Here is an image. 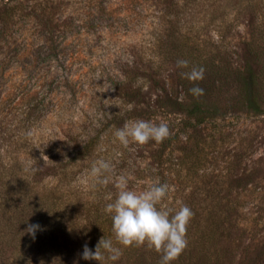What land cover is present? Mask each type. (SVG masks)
Returning <instances> with one entry per match:
<instances>
[{"label": "rangeland", "instance_id": "obj_1", "mask_svg": "<svg viewBox=\"0 0 264 264\" xmlns=\"http://www.w3.org/2000/svg\"><path fill=\"white\" fill-rule=\"evenodd\" d=\"M166 1L0 0L1 198L10 195L2 185L23 188L38 181L37 192L55 188L58 202L101 199L106 205L105 196L117 190L90 177L99 159L110 160L116 174L127 175L129 187L140 191L144 181L138 170L151 163L153 141L124 148L114 132L136 119L167 122L172 135L181 129L182 116L168 115L153 102L147 108L133 94L142 88L155 99V90L142 78L151 72L148 62L176 90L174 65L161 61L158 41L171 37L176 23L173 35L187 32L184 17L166 15ZM240 22L233 45L248 39ZM204 23L192 31L200 44L206 34L215 37L212 27L204 31ZM236 50L242 58L241 49ZM180 133L182 143L174 145L169 160L171 196L194 212L184 263L264 264V112L246 114L236 106L200 126L188 124ZM84 144L89 152L76 161ZM72 154L67 176L45 177L44 164ZM211 233L215 237L209 242ZM65 241H76L73 232L58 234V242Z\"/></svg>", "mask_w": 264, "mask_h": 264}, {"label": "trees", "instance_id": "obj_2", "mask_svg": "<svg viewBox=\"0 0 264 264\" xmlns=\"http://www.w3.org/2000/svg\"><path fill=\"white\" fill-rule=\"evenodd\" d=\"M165 8L166 15H179L176 19L181 21L184 17L186 26L183 29L187 32L173 35L179 29L176 23L171 37L168 34L165 40L158 41L159 58L174 65L176 90L167 86L158 69L148 62L151 72L142 78H146L150 88L155 90V99L152 101L142 88L134 90L133 94L147 108H150L149 102H153L166 114L183 118L181 129L169 139L159 144L153 141L151 163L138 170L140 180L144 181L140 190L156 180L172 186L174 169L169 157L174 145L182 143L180 132H184L188 124L200 126L220 118L227 111H235L236 106L246 114L261 115L264 112V0H170L165 2ZM241 19L247 28L248 39H240L233 45L231 38L242 23ZM200 21L205 22L204 31L213 28L215 39L206 34L200 44V40L192 35ZM165 23L167 25V21ZM172 25V22L168 23L169 27ZM236 48L243 52L242 58ZM178 60L189 61L190 67H202L205 70L203 80L195 84L189 82L182 75L188 69L177 67ZM192 87L202 88L204 95L194 97L189 92ZM88 148L84 144L75 160H84ZM44 165L46 178H55L57 172L67 176L68 170L73 168V154L59 163ZM177 167L180 171L181 163ZM178 178L183 179L180 173ZM37 183L30 181L23 188L17 184L14 187L2 185L10 195L0 197V264H73V260L86 264L88 261L82 258L85 244L94 252L102 238L112 240L113 246L122 252L119 259H125L129 264H160L161 254L153 249L147 246L124 247L116 241L111 216L105 213L106 205L101 199L92 203L89 199L83 202L79 199L73 202L72 199L70 202L65 197L68 203L58 202L61 198L56 197L55 188L37 192ZM177 201L170 192L164 205L175 211L180 207ZM61 209L63 214L58 212ZM29 225L40 226L35 237L27 232ZM67 232H73L76 241L59 243L58 234ZM214 237L211 233L209 242ZM101 252L105 260L100 262L112 261L107 259L108 253L103 248ZM172 264H185L182 254Z\"/></svg>", "mask_w": 264, "mask_h": 264}, {"label": "clouds", "instance_id": "obj_3", "mask_svg": "<svg viewBox=\"0 0 264 264\" xmlns=\"http://www.w3.org/2000/svg\"><path fill=\"white\" fill-rule=\"evenodd\" d=\"M177 67L188 69L182 75L193 84L204 78L205 70L202 67H190L187 60H178ZM189 92L194 97L204 95L200 87H192ZM171 135L167 122L153 123L143 119L126 121L114 132L115 139L124 148L130 144L145 145L150 141L159 144ZM42 158L48 160L46 156ZM89 175L97 184L111 183L117 190L115 196L111 192L105 196L109 202L104 211L111 216L112 231L120 245L147 246L161 254L160 264H172L179 258L188 246L187 229L194 212L187 205H181L175 211L164 205L171 190L170 185L156 180L144 190H134L129 187L128 176L117 175L112 162L105 159L94 161ZM39 229V225H29L27 232L35 237ZM102 248L108 253L109 260L116 261L122 255L121 250L113 246L112 240L102 238L94 252L85 244L82 258L103 261L105 256L101 252Z\"/></svg>", "mask_w": 264, "mask_h": 264}]
</instances>
